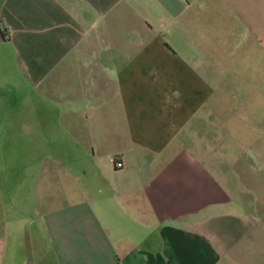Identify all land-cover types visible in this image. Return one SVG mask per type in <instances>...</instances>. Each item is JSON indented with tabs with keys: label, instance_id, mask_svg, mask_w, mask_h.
Masks as SVG:
<instances>
[{
	"label": "crops",
	"instance_id": "crops-1",
	"mask_svg": "<svg viewBox=\"0 0 264 264\" xmlns=\"http://www.w3.org/2000/svg\"><path fill=\"white\" fill-rule=\"evenodd\" d=\"M2 90L69 164L7 264H264V0H0Z\"/></svg>",
	"mask_w": 264,
	"mask_h": 264
},
{
	"label": "rangeland",
	"instance_id": "rangeland-1",
	"mask_svg": "<svg viewBox=\"0 0 264 264\" xmlns=\"http://www.w3.org/2000/svg\"><path fill=\"white\" fill-rule=\"evenodd\" d=\"M0 93L8 95L5 90ZM15 94V98L19 97L17 93ZM256 95L259 98L264 97L261 90H257ZM17 100H12L3 120H0L4 128L0 133V195L8 209L5 238L2 239L5 242L3 264H7L10 258L21 257L28 244L35 248V257L39 258L40 249L47 243V239L36 214L32 213L41 208L35 198L48 195L56 183L57 186L65 183V172L69 165L67 158L59 153L62 147L57 151L48 143H44L40 155L23 154L21 140L18 137L22 130L19 120L21 107L15 105ZM70 178L75 183L80 182L76 176L70 175ZM12 212L16 214L12 216ZM16 218L19 219V225L25 229L24 233L14 230Z\"/></svg>",
	"mask_w": 264,
	"mask_h": 264
},
{
	"label": "built area",
	"instance_id": "built-area-1",
	"mask_svg": "<svg viewBox=\"0 0 264 264\" xmlns=\"http://www.w3.org/2000/svg\"><path fill=\"white\" fill-rule=\"evenodd\" d=\"M110 161L113 162V163H115V165H116L117 167L122 166V162H121V161H118V162H117V159H115L114 157L111 158Z\"/></svg>",
	"mask_w": 264,
	"mask_h": 264
}]
</instances>
